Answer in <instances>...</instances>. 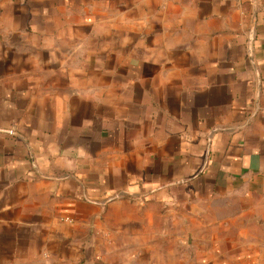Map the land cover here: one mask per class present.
I'll return each instance as SVG.
<instances>
[{
  "label": "crops",
  "instance_id": "1",
  "mask_svg": "<svg viewBox=\"0 0 264 264\" xmlns=\"http://www.w3.org/2000/svg\"><path fill=\"white\" fill-rule=\"evenodd\" d=\"M0 264H264V0H0Z\"/></svg>",
  "mask_w": 264,
  "mask_h": 264
},
{
  "label": "rangeland",
  "instance_id": "2",
  "mask_svg": "<svg viewBox=\"0 0 264 264\" xmlns=\"http://www.w3.org/2000/svg\"><path fill=\"white\" fill-rule=\"evenodd\" d=\"M189 240L191 241V235L189 236Z\"/></svg>",
  "mask_w": 264,
  "mask_h": 264
}]
</instances>
